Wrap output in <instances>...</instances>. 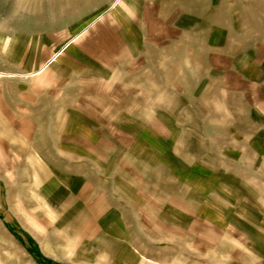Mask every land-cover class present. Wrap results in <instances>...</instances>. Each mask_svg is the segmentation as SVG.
<instances>
[{
    "label": "rangeland",
    "instance_id": "374dc122",
    "mask_svg": "<svg viewBox=\"0 0 264 264\" xmlns=\"http://www.w3.org/2000/svg\"><path fill=\"white\" fill-rule=\"evenodd\" d=\"M0 264H264V0H0Z\"/></svg>",
    "mask_w": 264,
    "mask_h": 264
}]
</instances>
